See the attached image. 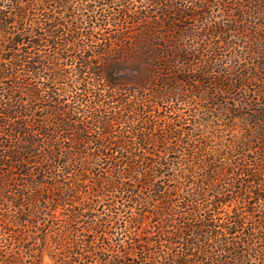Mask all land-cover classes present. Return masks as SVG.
<instances>
[{
    "label": "trees",
    "instance_id": "trees-1",
    "mask_svg": "<svg viewBox=\"0 0 264 264\" xmlns=\"http://www.w3.org/2000/svg\"><path fill=\"white\" fill-rule=\"evenodd\" d=\"M145 1L148 6L139 11H109L96 3L101 13L82 0H12V7L0 8V254L9 259L0 264H50L45 258L51 264H223L221 254L234 256L230 264H237L247 251L238 252L229 237L220 249L209 243L225 238L226 231L231 236L247 231L252 241L256 233V241L264 242V215L254 216L247 204L264 199V89L240 95L238 105L220 110L227 128L235 119L242 121L237 136L229 137L225 128L210 133L213 145L206 138L203 148L187 146L183 155L190 161L183 168L163 165L162 158L177 152L169 137L176 143L181 137L151 120L170 97L185 101V92L175 85L194 90L191 83L201 82L181 78L200 61L184 38H195L188 23L206 16L208 3L193 0L187 15L177 0ZM250 1L259 17L250 24L263 33L264 0ZM87 9L92 14L84 19L72 16ZM240 15L245 16L243 10ZM262 37L252 51L255 57H264ZM240 74L233 75L235 84L213 87L224 92L231 87L236 94L233 89L239 92L257 77ZM250 102L258 108L248 118L244 110ZM114 103L119 108H111ZM136 139L159 149L147 150L153 160L136 154ZM254 153L256 159L248 162ZM236 159L247 165L233 164ZM107 162L118 170L115 177L90 176V168ZM236 182L238 192L223 200L226 187ZM117 193L140 213L129 223L130 246L119 240L112 256L109 249L95 247V239L79 240L76 226L97 200L106 203ZM232 203L245 206L250 218L230 212L218 225L215 216ZM107 204L112 216L100 218V229L132 210ZM41 228V244L25 248L30 259L25 262L21 245L38 241ZM180 246L195 254L176 252ZM258 258L264 264V251Z\"/></svg>",
    "mask_w": 264,
    "mask_h": 264
},
{
    "label": "rangeland",
    "instance_id": "rangeland-1",
    "mask_svg": "<svg viewBox=\"0 0 264 264\" xmlns=\"http://www.w3.org/2000/svg\"><path fill=\"white\" fill-rule=\"evenodd\" d=\"M22 1L25 2V0ZM120 1L82 0V5L84 7L87 6L88 8L91 7L92 9H96L100 13L102 12V5H104L103 9L109 11H112L113 9L117 10L118 8L123 7L131 8L133 11H139L142 7L148 6L145 0H122V3ZM206 1L208 4L204 7L203 12L207 13V15H203L195 22L189 21L188 23L190 26L194 27V32H196L195 38H184V44H186L188 47H193V54L195 57L199 58L200 61H195L193 63V71H186V74L181 75V78L183 79L196 78L201 79V82L199 84L196 82L191 83V86H193L192 88H194V90L183 85H175L174 88L177 90H183L185 92L184 94H186V96L183 97L185 101L181 102L180 98L176 96L170 97L168 100L170 102L162 104L161 107L158 108L155 118H152L151 120L152 126L157 127L159 125L164 127L168 132L180 135L181 141L177 143L174 141L173 135L169 137L171 144H173L169 145L172 146L173 150H177V152L173 154L170 153L166 158H162L160 160L163 165L170 164L171 166H179V169L183 168L182 165L185 166L187 161H190L187 156L183 155L187 146L194 145L200 146L199 148H203L205 143H207L205 140L206 138L209 140V142H211L210 144L213 145V138H211L209 134L211 133L214 135L217 133V131H221L223 128L229 130L226 131L229 132L226 133L229 135V137L237 136L241 131L240 128H243L242 121L240 122L238 119H235V121L231 123L229 129L226 126V120L223 119L224 116L222 119V114L218 116L220 110L222 108H233L234 106L238 105L239 103L237 99L240 97V95L243 97H247L248 95L253 96L252 91H257L260 88L264 89L262 85V82L264 81V66H262V64H264V57H255L252 55L255 45L258 43V38H263L262 36H264V32H260L259 34L258 29H256L257 27L254 24H250L252 18H254L255 21H257L259 18L255 11L257 4L252 3L250 0H235L234 2L233 0ZM11 2L12 0H0V8H5L3 10L9 9L12 7ZM191 2H193V0H177L175 4H177V6L181 8V10H183V12H185L187 15H190L191 11L189 10H191V8H193L192 6H194ZM96 3L99 5L101 3L102 5L99 6V8H94L96 7ZM119 5L122 6L119 7ZM242 10L245 16L241 19L240 17L242 15L240 14ZM90 11L91 9H87V11H74L72 16H77L84 19L92 14ZM34 14L39 17L42 13L35 12ZM174 18L180 19V15H176ZM226 30L227 33L224 34ZM229 30H235V32L233 31L230 33ZM255 70L257 71V74L255 73ZM246 72H252L254 75L256 74L257 77H254L253 80L248 82L245 89L239 92L233 89L236 94L232 91L231 87L226 92L216 90V88L213 87V84L219 85L222 84L223 81H226V85L235 84L232 82V80H234L233 75L238 76L240 73L245 74ZM260 73L263 76H261ZM236 84L237 87L240 86L239 82ZM201 88L203 90H200ZM202 91H204V94H202ZM243 91H245V93ZM233 99H235V102ZM241 101L244 102L245 100L242 99ZM111 106V108H119L116 103L112 104ZM257 108L258 105L256 102H250V105L245 107L246 110H244V114H247L249 118ZM153 132L158 133L159 131L155 129ZM135 142H138L137 147L139 148L136 154L140 155L141 157L151 159L152 156L149 154L147 155V150H150V153H156V151L159 150L155 149L154 146H149L147 143L139 142L138 139H136V141L134 140V143ZM159 146L161 147L162 145ZM113 150L115 151L116 149ZM180 151L182 152L179 153ZM117 154L118 153L115 152L114 156H121L120 154ZM256 156V153L250 154V156L247 158L248 162H254L253 160L256 159ZM232 162L235 165H247V162L243 160L238 161L236 159ZM89 170L92 172L90 174L91 177L92 175L107 176L111 174L115 177V175L118 174V170H114L111 162L104 163L99 168L92 167ZM235 171L237 172V170ZM156 173H158L157 175H160V170H158ZM232 173L233 172H231V175ZM237 178L240 179V177ZM233 179L234 178L232 176H229V182ZM244 179L245 178L243 177L241 181ZM125 181L126 180H124V182ZM93 183L94 182L92 181V184ZM238 184L239 183L236 182L234 185L230 184L226 187V191L223 193L222 197L223 200H227L229 198L228 194L232 191L238 192ZM168 194L169 191H167V195ZM123 196L124 194L122 195L119 193L114 195L112 199L111 196H109L107 197L109 200L106 203L97 200L96 202L98 203L92 205L90 210L85 211V217L87 218L82 219L80 224L76 226L78 230L77 235L79 236L78 239L84 241L95 239V247L97 246L98 248H101V250L105 251L109 249L110 252L108 254H111L112 256L117 254V243L119 240L123 239V244L125 247L127 245L130 246L131 242L129 239V223L134 214H139L140 211L126 199H123ZM262 197H264V193H262ZM263 200L256 201L252 198L247 201V204H250L249 207L254 210V216L258 217L260 215H264ZM112 201L113 203H111ZM107 203L111 205L114 204L113 207L115 208H122L125 210H129V208L132 206V210L127 211V213H118V215L115 216L112 223L108 225L106 229L102 227L100 229L98 227L100 224V218L105 219L112 216V213L109 212ZM230 212L231 216L236 213L240 214V216L243 218H250L249 213L246 212L245 206L242 204L232 203L230 205L223 206L221 212L215 216V218L218 219V225L222 224L225 214ZM249 226H251V223H248V227ZM140 230L137 231V233H139ZM43 231L44 228H41L39 231H37V235L39 237L38 241L28 239V241H25L21 245V247L24 248V250H22V255L24 256L25 262H30L29 252L26 251L25 248H28L29 245L34 246V248H39L41 244L40 238L42 237ZM225 234V238H219L215 242L209 243V246H211V248L218 246L220 249L224 243V240L229 237L227 240H229L231 244H236L239 246V248H241V250L238 252L245 253L247 251V256L242 258L237 264H263L261 262L262 259L258 258V256L264 251V242L256 241V233L253 235V241L252 237H248L247 231H238L237 234L232 236L231 232L229 231H226ZM211 248H209V250ZM184 249L185 248L180 246L176 247L175 251L186 254H195L193 251L184 252ZM85 250L86 249H82L80 252L82 255L85 254L86 256H89L90 253L85 252ZM1 255L2 254H0V260H6L7 263L9 259H2ZM191 258L192 257L189 259ZM232 258L235 257L221 254L218 257V260H223V264H230L232 262L230 261ZM194 259H196V257L192 258V260ZM45 262L51 264L49 258H45ZM136 263L140 264L138 261Z\"/></svg>",
    "mask_w": 264,
    "mask_h": 264
}]
</instances>
